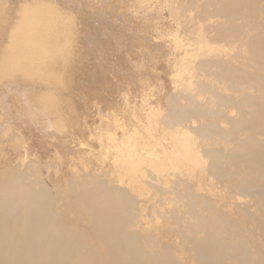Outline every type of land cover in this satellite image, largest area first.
Here are the masks:
<instances>
[{
	"label": "rangeland",
	"instance_id": "rangeland-1",
	"mask_svg": "<svg viewBox=\"0 0 264 264\" xmlns=\"http://www.w3.org/2000/svg\"><path fill=\"white\" fill-rule=\"evenodd\" d=\"M19 25L26 34L14 44L10 32ZM180 114L183 133L175 137L190 138L204 157L188 166L197 194L232 203L235 216L237 206L263 214L264 0H0V171L23 156L51 186L85 172L107 179L101 167L111 171L117 161L119 186L142 193L136 211L144 228H184L169 215L175 206L184 214L186 199L169 193V181L146 185L151 167L141 180L115 158L116 140L131 133L139 147ZM164 130L168 145L173 134ZM168 161L177 172L189 160ZM159 185L169 188L164 197ZM247 221L261 239L260 226Z\"/></svg>",
	"mask_w": 264,
	"mask_h": 264
},
{
	"label": "bare ground",
	"instance_id": "bare-ground-1",
	"mask_svg": "<svg viewBox=\"0 0 264 264\" xmlns=\"http://www.w3.org/2000/svg\"><path fill=\"white\" fill-rule=\"evenodd\" d=\"M21 26L14 27L10 32L14 44L16 37L26 34ZM193 40L202 42L199 37ZM190 44L193 43L187 45ZM192 48L193 52L194 46L189 47ZM206 54L208 56L209 52ZM201 58H198L199 62L206 64L207 61ZM25 72L24 75H29L28 71ZM181 117V114L177 117L172 115L169 121H164L163 126L170 127L169 131L173 134L169 133L172 140L168 145L162 142L165 131L162 126L158 136L153 137L148 131V139L139 147H135V142L129 139V133L127 139L115 141L118 150L115 158H123L126 172L136 170L141 180L144 179L142 170L144 172L145 166L151 167V171L147 169L150 174L146 172L145 176H150L154 182L147 180L146 185L154 187L157 183L169 181L173 186L172 190L166 187L169 193L179 200L186 199L182 203L187 207L182 214L175 206L168 215L177 223L186 222V227L164 225L157 231L150 226L144 228L140 217L142 211H136L139 207L136 200L142 193L128 182L119 186L125 179L122 177V164L117 166V161L111 171L101 167L106 177L109 176L107 179L98 174L92 177L90 172H85L78 176L79 180L76 178L78 182H71L70 178L64 184L49 186L36 174L30 162L23 161L22 156L16 159L17 163L8 159L7 167L0 171V264H189L184 255L186 251L192 254L195 264H264V213L256 215L245 206H237L235 208L240 214L235 216L232 203L219 206L207 196L197 194L191 186L190 180L195 173L188 166L196 164L200 150L187 145L190 138H178L180 132L183 133L177 129L178 125H182ZM172 126H176L175 129ZM176 132L179 133L177 137L174 135ZM160 143L161 149H154V145ZM178 145L186 150L179 151ZM166 159L177 166H185L188 160L191 163L186 162L188 165L182 170L169 172ZM161 185L156 186L157 194L161 196L164 193V197L166 188L163 187L164 192L158 188ZM74 186L80 187V192L71 194ZM197 198L200 202L196 201ZM65 216L69 217L68 221ZM187 217L195 219L188 221ZM247 218L254 221L255 226H260L263 231L261 239ZM171 232L179 237L178 241L166 237Z\"/></svg>",
	"mask_w": 264,
	"mask_h": 264
}]
</instances>
